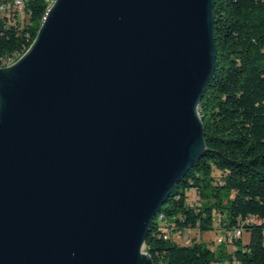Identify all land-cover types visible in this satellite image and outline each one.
I'll list each match as a JSON object with an SVG mask.
<instances>
[{
  "label": "water",
  "instance_id": "water-1",
  "mask_svg": "<svg viewBox=\"0 0 264 264\" xmlns=\"http://www.w3.org/2000/svg\"><path fill=\"white\" fill-rule=\"evenodd\" d=\"M215 0H54L0 69V264H154L161 207L207 145Z\"/></svg>",
  "mask_w": 264,
  "mask_h": 264
},
{
  "label": "trees",
  "instance_id": "trees-1",
  "mask_svg": "<svg viewBox=\"0 0 264 264\" xmlns=\"http://www.w3.org/2000/svg\"><path fill=\"white\" fill-rule=\"evenodd\" d=\"M53 1L0 12V68L31 48ZM214 13L217 62L199 107L207 148L150 226L154 264H264V0H215ZM191 230L192 245L174 239ZM209 231L222 242L204 241Z\"/></svg>",
  "mask_w": 264,
  "mask_h": 264
},
{
  "label": "built area",
  "instance_id": "built-area-1",
  "mask_svg": "<svg viewBox=\"0 0 264 264\" xmlns=\"http://www.w3.org/2000/svg\"><path fill=\"white\" fill-rule=\"evenodd\" d=\"M26 6V0H10L7 3H3L0 5V12L2 13H7L9 15H21L24 13ZM242 235L241 231H236L234 234V237H239ZM218 243L222 242L221 238H218L217 240Z\"/></svg>",
  "mask_w": 264,
  "mask_h": 264
},
{
  "label": "rangeland",
  "instance_id": "rangeland-1",
  "mask_svg": "<svg viewBox=\"0 0 264 264\" xmlns=\"http://www.w3.org/2000/svg\"><path fill=\"white\" fill-rule=\"evenodd\" d=\"M191 196H193L192 193ZM197 235L198 234L196 231L191 230L186 231L182 237H179V235H175L174 239L177 240L179 243H182L183 245H192L193 242L191 240L192 238H194V236ZM202 236V239L206 242H212L214 239L217 242L218 240V236L216 235L215 231L205 232Z\"/></svg>",
  "mask_w": 264,
  "mask_h": 264
},
{
  "label": "bare ground",
  "instance_id": "bare-ground-1",
  "mask_svg": "<svg viewBox=\"0 0 264 264\" xmlns=\"http://www.w3.org/2000/svg\"><path fill=\"white\" fill-rule=\"evenodd\" d=\"M16 62H17V61H16ZM16 62H15V63H16ZM15 63H14V64H15ZM14 64H10V65H8V66H6V67H4V68L10 67V66H12V65H14ZM0 69H1V68H0Z\"/></svg>",
  "mask_w": 264,
  "mask_h": 264
}]
</instances>
